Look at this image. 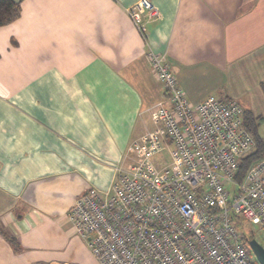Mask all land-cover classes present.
Returning a JSON list of instances; mask_svg holds the SVG:
<instances>
[{"label": "crops", "instance_id": "1", "mask_svg": "<svg viewBox=\"0 0 264 264\" xmlns=\"http://www.w3.org/2000/svg\"><path fill=\"white\" fill-rule=\"evenodd\" d=\"M14 1L21 15L0 26V264H60L76 198L106 191L156 128L165 91L148 47L193 104L234 99L264 117V0H152L146 41L127 13L137 0Z\"/></svg>", "mask_w": 264, "mask_h": 264}, {"label": "built area", "instance_id": "2", "mask_svg": "<svg viewBox=\"0 0 264 264\" xmlns=\"http://www.w3.org/2000/svg\"><path fill=\"white\" fill-rule=\"evenodd\" d=\"M127 13L145 41L146 23L161 16L152 0ZM148 48L165 91L156 128L134 140L131 165L116 168L106 191L91 187L76 198L67 214L74 232L99 264H254L237 223L264 233V157L237 178L256 145L244 109L214 96L193 104L168 53Z\"/></svg>", "mask_w": 264, "mask_h": 264}, {"label": "trees", "instance_id": "3", "mask_svg": "<svg viewBox=\"0 0 264 264\" xmlns=\"http://www.w3.org/2000/svg\"><path fill=\"white\" fill-rule=\"evenodd\" d=\"M21 2L14 0H0V26L9 24L16 20L21 15ZM264 86V84H263ZM264 122V117L260 115H255L251 110L244 109L243 112V123L244 126L250 131L256 141V145L253 150L242 157L237 178H242L248 168L252 165L253 162L258 161L264 157V139L260 134V127ZM238 227L241 228L244 222L239 219L237 223ZM1 233L16 247L20 248L17 239L11 235H8L3 229ZM244 239L249 247L250 239L254 238L253 235L244 233Z\"/></svg>", "mask_w": 264, "mask_h": 264}, {"label": "rangeland", "instance_id": "4", "mask_svg": "<svg viewBox=\"0 0 264 264\" xmlns=\"http://www.w3.org/2000/svg\"><path fill=\"white\" fill-rule=\"evenodd\" d=\"M164 157L166 159L169 158L166 151L164 152ZM130 165V160H126L124 162L125 167H129ZM241 228L249 235H253V237L264 247L263 232L259 231L256 227L250 224H243ZM76 236L77 237L72 235H69V237L61 236L55 242V254H57L56 259L60 262V264H99L89 247L88 241L79 235ZM248 251L251 261L256 264L257 257L250 246L248 247Z\"/></svg>", "mask_w": 264, "mask_h": 264}, {"label": "water", "instance_id": "5", "mask_svg": "<svg viewBox=\"0 0 264 264\" xmlns=\"http://www.w3.org/2000/svg\"><path fill=\"white\" fill-rule=\"evenodd\" d=\"M249 246L255 253L259 263L264 264V247L255 238L250 239Z\"/></svg>", "mask_w": 264, "mask_h": 264}]
</instances>
